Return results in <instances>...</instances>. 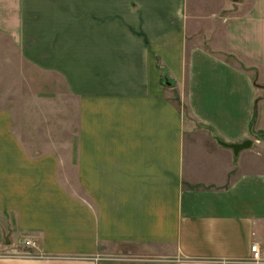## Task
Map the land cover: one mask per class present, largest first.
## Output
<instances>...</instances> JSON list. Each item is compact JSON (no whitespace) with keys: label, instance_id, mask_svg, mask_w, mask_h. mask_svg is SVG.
<instances>
[{"label":"crops","instance_id":"obj_1","mask_svg":"<svg viewBox=\"0 0 264 264\" xmlns=\"http://www.w3.org/2000/svg\"><path fill=\"white\" fill-rule=\"evenodd\" d=\"M21 62L71 119L0 109V264L264 254V0H0V75Z\"/></svg>","mask_w":264,"mask_h":264},{"label":"rangeland","instance_id":"obj_2","mask_svg":"<svg viewBox=\"0 0 264 264\" xmlns=\"http://www.w3.org/2000/svg\"><path fill=\"white\" fill-rule=\"evenodd\" d=\"M7 49L5 45V50ZM23 70L26 73L25 76L22 74ZM14 71L15 73L12 76L0 75V78H12L15 83L14 90H7L5 86L1 87L0 85V109L6 108L8 103V109H12L16 121L21 117L23 109L28 110L30 116H42L44 124L41 126V129L48 131L58 129L60 119L62 121H70V110L72 107L70 106L69 99L71 96L68 91L57 89L58 85L62 86L59 77L53 74L46 75L41 73L35 63H31L30 65L26 63L23 65L22 62L14 64ZM24 96L29 102L23 103ZM39 98L51 100L45 101L46 103H40ZM11 99L14 100V104L10 103ZM62 99H67L68 106H63V102H60ZM174 101L179 104L176 96L174 97Z\"/></svg>","mask_w":264,"mask_h":264},{"label":"built area","instance_id":"obj_3","mask_svg":"<svg viewBox=\"0 0 264 264\" xmlns=\"http://www.w3.org/2000/svg\"><path fill=\"white\" fill-rule=\"evenodd\" d=\"M27 246H34L35 243L27 240ZM248 264H264V254L262 253L260 246L255 243L251 246V257L246 261ZM224 264H229V262H225Z\"/></svg>","mask_w":264,"mask_h":264},{"label":"water","instance_id":"obj_4","mask_svg":"<svg viewBox=\"0 0 264 264\" xmlns=\"http://www.w3.org/2000/svg\"><path fill=\"white\" fill-rule=\"evenodd\" d=\"M251 145V142L250 141H247L243 144H235V145H232L231 147L234 148V150L236 152L240 151L241 149H244V148H247Z\"/></svg>","mask_w":264,"mask_h":264}]
</instances>
